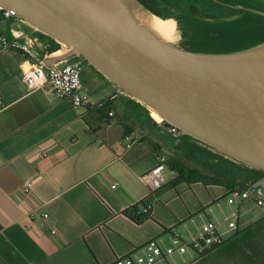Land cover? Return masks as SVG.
Returning <instances> with one entry per match:
<instances>
[{
    "label": "crops",
    "instance_id": "obj_1",
    "mask_svg": "<svg viewBox=\"0 0 264 264\" xmlns=\"http://www.w3.org/2000/svg\"><path fill=\"white\" fill-rule=\"evenodd\" d=\"M21 27L44 42L38 51L44 59L69 50L63 44L51 50L50 39L27 21ZM21 60L15 51H0V264H112L150 239L162 247L171 245L173 232L191 239L207 221L220 223L222 243L202 255L174 254L171 264H264V208L228 202L232 188L225 184L172 183L176 175L169 168L158 190L141 179L173 152L168 135L183 138L185 145L193 142L191 135H172L91 64L84 67L82 91L92 106L73 107L68 98L27 87ZM215 160L208 159L214 169L189 167L235 188L246 181L247 176L236 178L235 163ZM28 180L34 191L24 197ZM143 202L153 203L148 217L136 221L125 214L136 207L134 214L140 215ZM36 208L51 218L31 217ZM234 211L236 229L226 221Z\"/></svg>",
    "mask_w": 264,
    "mask_h": 264
},
{
    "label": "water",
    "instance_id": "obj_2",
    "mask_svg": "<svg viewBox=\"0 0 264 264\" xmlns=\"http://www.w3.org/2000/svg\"><path fill=\"white\" fill-rule=\"evenodd\" d=\"M0 6L69 48L46 64L82 55L182 133L264 169V50L175 47L128 20L116 0H0Z\"/></svg>",
    "mask_w": 264,
    "mask_h": 264
},
{
    "label": "built area",
    "instance_id": "obj_3",
    "mask_svg": "<svg viewBox=\"0 0 264 264\" xmlns=\"http://www.w3.org/2000/svg\"><path fill=\"white\" fill-rule=\"evenodd\" d=\"M22 19L13 8L0 6V51L12 50L17 52L22 60L20 62L21 77L30 89H45L60 98H68L73 107H90L92 102L90 96L82 91V73L86 64L90 63L82 55H74L66 60L58 61L48 65L45 59L38 55L39 50L44 49V42L38 37H32L22 29ZM115 96H111L110 99ZM108 114L113 115L112 111ZM166 124L169 132L177 136L182 133L181 129L166 120L158 121ZM131 140L130 136L126 137ZM167 165L165 158L152 166L141 179L152 191L160 189L166 183ZM174 173V172H173ZM176 175V173H174ZM262 179L249 181L245 188H233L228 197V202L241 204L251 201L256 206L264 208V194L262 190ZM34 184L28 180L22 188L24 197H31ZM153 203H147L143 213H151ZM30 215L49 220L50 213L36 208ZM238 211H234L226 218L228 226L232 229L237 227ZM219 222L207 221L203 224L200 232L191 239H181L176 233L171 235V245L162 247L157 239H150L144 245L136 247L131 253L115 258L112 264H171V256L193 251L197 255L207 253L223 239L219 231ZM55 232L54 230L52 231Z\"/></svg>",
    "mask_w": 264,
    "mask_h": 264
},
{
    "label": "trees",
    "instance_id": "obj_4",
    "mask_svg": "<svg viewBox=\"0 0 264 264\" xmlns=\"http://www.w3.org/2000/svg\"><path fill=\"white\" fill-rule=\"evenodd\" d=\"M139 1L144 5L146 4L143 0ZM262 1L264 3V0ZM189 8L192 9L189 12L180 11L175 14L164 15L160 11L149 7L150 11L155 15L170 18L176 22L177 27L175 29V36L171 41V44L175 47L193 52L222 54L243 51L264 44V11L260 13L250 10H241L242 13H240L238 17L226 18L221 22H211L196 15H192L195 9L193 7ZM46 37L54 44V46L50 48L51 50H56L62 45L52 37L48 35H46ZM198 45H207V48L200 49L197 47ZM112 99L109 98L108 101ZM103 108L107 109L108 112L111 111L108 106H104ZM165 162L168 168L176 173L172 183L186 179L189 181H202L205 184L221 183L232 189L235 188V186H232V183L206 175L199 169L189 167L178 159L171 158ZM263 178L264 173L253 169L252 173L247 175L246 181L243 183H236V188H245L246 183L249 181ZM145 206H147V203L143 202V208ZM135 210L136 207H133L132 209L126 210L125 214L136 221H142L150 214L141 212L140 215L136 216L134 214Z\"/></svg>",
    "mask_w": 264,
    "mask_h": 264
},
{
    "label": "rangeland",
    "instance_id": "obj_5",
    "mask_svg": "<svg viewBox=\"0 0 264 264\" xmlns=\"http://www.w3.org/2000/svg\"><path fill=\"white\" fill-rule=\"evenodd\" d=\"M132 1L141 4V6L146 11L151 12L149 7H152L153 9L160 11L164 15L175 14L180 11L189 12L190 10H192L189 7H193L195 11H193L192 15H196L202 19L211 22H221L223 19L226 18H232L235 16L238 17V15L242 13L241 10H250L260 13H263L264 11V3L262 0H143L146 3L145 5L142 4L139 0H132ZM169 19L170 18H164V20H169ZM167 43H171V40H168ZM197 47L200 49H206L207 45H198ZM258 50H264V44L238 52L245 53V52L258 51ZM140 102L144 105V108L150 114L147 105L142 101ZM168 136H169L168 142L173 143L174 145L171 148L173 149V152H171V154L168 157H166L167 160L171 158H175L185 163L187 166L195 165V166L203 167L205 169H211V168L214 169L213 165H215L216 163L213 164L209 162L208 159L209 160L211 159L212 161L215 162L216 161L215 157L219 156L228 159L229 161H232L233 163L236 164V178H239L241 180H243L247 175L252 173L253 169H256V171L258 172L261 171L262 173H264V169L254 167L248 163L230 157L194 136H191V139H193L192 140L193 142L190 143L191 145L189 143L185 145V141L183 138H177L171 135ZM203 149H207L209 153H205ZM205 160H207L208 163ZM205 164L209 168L206 167ZM221 176L228 178L226 175H221Z\"/></svg>",
    "mask_w": 264,
    "mask_h": 264
},
{
    "label": "bare ground",
    "instance_id": "obj_6",
    "mask_svg": "<svg viewBox=\"0 0 264 264\" xmlns=\"http://www.w3.org/2000/svg\"><path fill=\"white\" fill-rule=\"evenodd\" d=\"M119 7L124 12L126 18L133 22L136 26L144 29L149 35L157 40L167 42L173 40L175 36L176 22L173 19L164 20L160 16L155 15L144 8L137 2L132 0H116ZM157 121L164 118L154 108L147 106Z\"/></svg>",
    "mask_w": 264,
    "mask_h": 264
},
{
    "label": "flooded vegetation",
    "instance_id": "obj_7",
    "mask_svg": "<svg viewBox=\"0 0 264 264\" xmlns=\"http://www.w3.org/2000/svg\"><path fill=\"white\" fill-rule=\"evenodd\" d=\"M161 17V16H160ZM161 18H164V17H161Z\"/></svg>",
    "mask_w": 264,
    "mask_h": 264
}]
</instances>
